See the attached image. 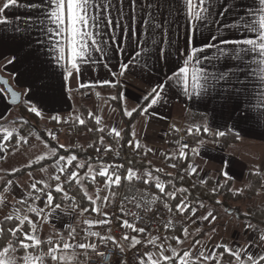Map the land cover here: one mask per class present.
Masks as SVG:
<instances>
[{"label":"crops","instance_id":"0c3cea01","mask_svg":"<svg viewBox=\"0 0 264 264\" xmlns=\"http://www.w3.org/2000/svg\"><path fill=\"white\" fill-rule=\"evenodd\" d=\"M3 1L5 2V0ZM19 2L39 3L40 0H19ZM145 2L152 3L154 0H138V7ZM128 3L129 0H125L126 10ZM169 4L171 7L165 12L168 23L161 30H158L154 36L146 30L147 26L143 23L146 11H138L135 24V40L139 42L140 47H144V40H148L149 52L141 54L139 63H130L123 75L120 74L121 63H129L135 51L139 50L137 43L132 40L131 29L127 36L123 34L122 30L115 33L118 44L110 45L111 51L106 59L102 60L101 54L90 48L91 57L87 63L81 64L80 72L77 74L75 70L70 69L67 63L69 53L65 36L56 37L37 28H29L32 21L43 15V13L36 9L10 6L3 13H0V73L8 78L15 90L21 93V101L27 103L29 107H36L40 111L41 115L37 117L41 126L46 124L50 127L62 119L79 123L76 118L82 119L83 117L84 120V112L81 111V116L78 115L76 101L86 100L89 104L83 105V108H86L93 118L95 115L100 118L99 128L107 127L112 132V128L108 126L106 119L107 108L103 105L101 112H98L99 105L95 99L98 91L113 90L115 97L119 94L123 112L126 101L133 102L137 109L144 103L145 97H148L143 108L147 111L142 110L132 124V136L138 144H141L155 155L153 164L156 167L164 168L166 165L169 168L170 161L180 155L181 150L165 143L166 137H170L172 132L184 130V125L189 123L192 114L203 116L204 126L208 128L207 132H210L211 135L217 136V132H224L235 136L237 140L229 145L222 146L219 141H214L211 138L204 139L190 150L191 163L187 172L194 174L196 181H203L207 177L228 179L233 184L232 188L239 190L243 188L249 171L264 173V78H261L257 65L252 63L253 60H258L259 57L250 53L244 61L223 57L217 60L215 59L218 55L217 50L207 49L205 53L198 55H207L209 60L202 61L201 65H195L193 62L189 67L203 68L204 75L207 76L208 87L206 90H193L190 74L189 93L191 95L185 93L182 79L179 81L173 79L169 83L167 77L174 72H178L179 68L184 66V60L187 58L185 52L190 53V48L186 43L190 25L186 18V9L181 0H169ZM42 7L46 6L42 5ZM257 7L258 0H216L213 11L217 15L214 19L220 20L222 23H239L240 16L249 18V12L256 11ZM225 9L230 11L220 16L218 13L224 12ZM115 15L113 13V17ZM195 23L199 26V22ZM46 27L55 30V25L47 22ZM217 27L216 24H210L207 28L199 26L195 33L196 46H201L203 43L201 33L208 36L209 28L215 33ZM222 34L224 36L235 34L241 38H254L255 36L254 33L237 32L236 29H223ZM111 35L112 33L105 27L102 36L97 37V39L110 41ZM150 36L157 41L156 45H152ZM58 40L61 45L65 46V61L61 63H57V52L54 48ZM118 45L124 47L123 53L119 51ZM102 46L108 47L106 45ZM218 47L228 48L229 51L232 49V46L228 45H218ZM159 48L164 49L165 54L163 56L159 55ZM105 63L108 65L107 67L104 66ZM65 68L72 71V75L69 76L68 80L64 79V75L67 74ZM222 71L231 74L227 82L218 79ZM105 81L108 83H105ZM160 83L166 85V93L155 105L149 108L148 105L151 101L149 93ZM200 83L203 84L204 80L202 79ZM81 84L86 85V87H81ZM197 91L200 92L199 95L196 94ZM229 93L233 97L229 102L231 106L226 105L224 99ZM237 103L240 106L239 110L235 109ZM93 106H95V109L92 108ZM15 109H17L16 106L8 103L7 94L0 86V121L12 115ZM112 109L115 110L114 113L119 119L120 126L116 129L119 130L122 127L119 114L115 108ZM241 116L250 118L240 120L239 117ZM52 117H59V120H54ZM10 118L17 117L11 116ZM94 120L97 121L96 118ZM193 124L197 126L198 121H194ZM70 134L73 135L74 133L66 131L57 137L66 139ZM3 135L4 133L0 131V164L4 163L8 154L6 150L7 141L3 140ZM74 135H83L86 138L84 141L86 145L91 143L86 133ZM56 145L64 150L75 146L71 145L65 148L58 143ZM243 145H248L250 148H260V152L257 153L259 159L255 158L252 163L249 162L244 157L248 155L242 153ZM167 151L169 153L166 158H161L160 156ZM64 158L63 161L67 163L68 157ZM53 165H55L56 172L53 176H48L47 182L52 180L61 169L60 163L55 162ZM192 167L196 168L194 173L191 171ZM32 184L41 185L45 183L31 182L28 194L33 191ZM235 184H238V187ZM23 194L25 193L21 191L16 195V200L9 204L3 214L0 215V221L9 216L20 221L25 217L18 214L19 199ZM253 203L255 205L264 203V193L261 190L255 196ZM199 208L201 211L203 210V214L199 213ZM36 209H43L44 211L39 214L31 212L27 217L28 221H32V223L29 224L28 221H24L23 224L19 223L16 228H19L20 231L15 236L12 235L11 240L8 242V245L11 244L15 249L17 264H21L22 258L26 256L25 250L20 246V239L19 242L17 239L21 233L31 235L30 230L32 228L37 232L36 237L41 240L40 250L35 253L38 256H31L33 261L36 257H41L43 264H75L77 251L62 249L59 241L55 238L58 227L74 224L80 219L89 221L94 225L99 223L100 220L95 221L78 217L83 216L84 211L77 214L61 206L44 205ZM207 211L208 208L198 207L189 217L177 215L171 217L169 215L168 230L165 235V245H167L163 252L161 250L156 251L160 264H178L179 256H182L185 251L191 254L192 257L189 258L193 264H197V262L220 264V260L224 258V253L230 255L231 260L228 261L230 264H238L234 255L225 252V246L233 252H241L245 264H247L248 255L264 254V241L259 240V236L263 235L262 231L264 229L249 228L250 223L239 219L237 214H233L231 210L227 213L219 211L218 216L209 226L208 220L202 219V217L207 216ZM45 218H48V221L44 222ZM204 225L211 228L205 231L199 243H196L197 247H193L195 249L192 248L194 251H191V248L186 246L188 233L185 234L184 230L194 226L202 231ZM180 227L183 229L181 230ZM179 233H182V235L177 237ZM174 237L179 238L182 242L177 244ZM85 242L86 244H94L92 240ZM26 243L32 242L26 241ZM131 244L132 240L129 241L128 245ZM49 249H55V251L50 254ZM172 249H175L178 254L175 259L171 261L160 260L161 255L172 256ZM61 250L69 254H64V260L57 259L53 261L51 255L54 254L59 258L60 256L56 252ZM41 253L45 254L40 255ZM201 253L210 258L204 259L200 256ZM69 257L71 259H68Z\"/></svg>","mask_w":264,"mask_h":264},{"label":"snow or ice","instance_id":"6c2138e0","mask_svg":"<svg viewBox=\"0 0 264 264\" xmlns=\"http://www.w3.org/2000/svg\"><path fill=\"white\" fill-rule=\"evenodd\" d=\"M182 5L186 9V18L188 19L190 28L188 35L186 36V43L187 46L190 48V53L185 52L187 58L184 60V66H181L178 72H174L171 76L167 77L169 83L173 80H183L184 84V91L185 93L191 95L189 93V76L191 74V87L193 90H206L208 87L207 76L204 75V70L202 67H189L193 62L195 65H201L202 61L209 60L207 55H198L205 53L207 49H216L218 55L215 59L219 60L220 58L225 59H234L239 61H244L245 57H247L250 53L254 56L259 57L258 60H253L252 63L257 65V70L261 73V78H264V0H258V7L256 11L249 12V18H245L244 16L239 17V23H222L220 20L214 19L215 13L213 8L216 4V0H181ZM45 5L46 7H42ZM10 6L12 7H20V8H31L39 10L43 13V15L38 16L32 23L29 25V28H37L42 32H46L47 34L54 35L56 37L65 36L66 38V47L69 53L67 63L70 66V69H73L79 74L81 64L87 63L91 57L90 48L94 49L95 52L101 54V59H106L108 53L111 51L110 45L118 44L117 37L115 35L116 32L123 31V34L127 36L129 30L131 29L132 32V40L134 43H137L139 47L138 51H135V54L132 56L129 63H121V72L120 74L123 75L124 71L129 67L130 63L140 62V57L142 53H148L149 48L148 40H144V47L139 46V42L135 40L136 37V28L135 24L137 22V13L138 11H146V15L143 18V23L147 26L146 30L155 35L158 30H161L162 27L168 23L167 17L165 16V12L171 7L169 4V0H154L152 3L145 2L138 7V0H129L128 8H125V0H40L39 3H20L19 0H5L2 7H0V13H3L6 9ZM223 7V5H221ZM229 9H225L224 12L218 13L220 16L225 15ZM113 13H115V17H113ZM170 15V13H169ZM130 21L131 23H129ZM46 22L52 25H55V30L51 27H46ZM195 22H199V26L208 27L210 24H216L218 27L215 29V33L209 28V35L204 36L201 33V41L203 42L201 46H196V31L198 30V25ZM107 28L111 35V40H103L97 39V37H101L103 34L104 28ZM223 29H236L237 32L243 31L245 33L251 32L254 33V38H241L235 34L232 36H224L222 34ZM19 31V29H17ZM150 36L152 45H156L157 41ZM106 45L108 47L102 46ZM218 45H228L232 46L231 51L225 47H218ZM119 51L123 53L125 50L124 47L119 46ZM55 51L57 52L56 60L57 63H61L65 61V46L61 45L59 40L57 44L54 46ZM158 53L160 56H163L164 49L159 48ZM11 63V61H9ZM107 67L108 65L105 63L104 65ZM65 72L67 73L64 75V79L68 80L69 76L72 75V71L69 68H65ZM231 74L227 73L226 71L220 72L218 79L224 80L227 82L229 76ZM204 80V83H200L201 80ZM0 83H6L5 81H0ZM105 83H108L105 81ZM81 87H86V85L81 84ZM11 92L12 102L15 103L17 99H19L17 93L12 92L11 89H8ZM166 93V85L164 83H160L157 87L151 90L149 96H151V101L148 107H152L155 105L162 96ZM197 95L200 94L199 91L196 93ZM115 99V97H113ZM148 99V97H145ZM225 104L230 105V101L233 99L232 94L229 93L225 98ZM239 103L235 105V109L239 110ZM30 112L35 113L37 116L41 115L40 111L36 107H30ZM134 111V110H133ZM144 112L147 109L143 110ZM128 116L132 115V112L126 111L125 113ZM250 117L241 116L239 117L240 120H246ZM54 120H59V117H52ZM79 119V118H77ZM99 117H96L97 123H99ZM80 124H84L83 119H79ZM199 131V129H197ZM4 133L3 140L7 141L10 137L13 136V131H9L7 129H0ZM102 131V129H101ZM191 131V130H189ZM204 131L207 132L208 128H204ZM112 132L115 133L117 137L120 136V133L115 129H112ZM217 136H224V132H217ZM103 137H101V140ZM139 147V144L136 145ZM182 147L187 148V145H183ZM52 154L55 155V150H52ZM185 153L183 151L180 152V156L183 157ZM43 159V157H40ZM65 158L61 156L59 158L60 161L64 160ZM76 160V156L68 157V163L70 164L72 161ZM59 164V161H57ZM174 166V165H173ZM77 167H83V165H77ZM90 167V166H89ZM63 168L60 169L63 172ZM91 170V167H90ZM191 171L194 173L196 171L195 167H192ZM101 177H106V186H110L111 184H115L117 186L121 183V176L120 175H113L109 174L108 169H102L99 172ZM134 173L129 170L128 176L126 177L128 180H132L134 177ZM78 174L76 172H72L71 175L68 177L69 180L76 179ZM56 180H59L60 177H54ZM93 179H95L93 177ZM148 183L147 180L144 181ZM77 183L79 180L77 179ZM32 189H36V184L31 185ZM156 187L159 188L161 192H164V186L160 183L156 184ZM56 191H62V188L57 185ZM87 195V193H85ZM170 197H174L175 193H168ZM91 200V197H89ZM105 201L109 199V197H103ZM53 202V197L51 195L47 196L46 204L51 205ZM95 203V201H92ZM139 206V205H138ZM58 207V206H57ZM187 207L186 204L183 202L180 205H177V209L180 212H183L184 209ZM29 211L42 213L44 210L29 207ZM84 211H88V209H84ZM92 211H98V209L93 208ZM171 211V209H169ZM209 218L215 219L211 212L208 213L207 216L202 217L204 220H208ZM7 219L11 220L12 217L9 216ZM24 221H28V217L25 216L20 221L21 224ZM29 224L32 221H28ZM85 223L91 224L89 221H85ZM99 223L107 224L109 221L101 220ZM171 223V222H169ZM123 227H127L133 229V231L144 232V228H134L132 224H130L127 220L124 221ZM167 227V225H166ZM252 228V225L248 226ZM20 231L19 228L13 229L12 234L15 236ZM185 234H187V229L184 230ZM71 236V233H69ZM92 235H97V233H92ZM105 238L101 237L103 241ZM108 240H112L111 236L107 237ZM124 240H129V236L126 234L123 237ZM176 243L179 244L182 241L179 238H175ZM133 246L138 245L141 243L139 239L135 237H131ZM260 241H264V235L259 236ZM26 241H31L32 243H26ZM51 243V241H49ZM148 243L153 244L155 243L154 240H149ZM199 243V241H197ZM41 244V240L36 237L35 235H29L25 233L24 240L20 241V246L27 251L30 247H34ZM72 245L69 243H64L63 248L69 249ZM80 249H88L91 248L93 250L96 249L95 244H85L79 243L77 245ZM219 247V245H217ZM123 250V249H122ZM226 253H230L235 256L238 264H245L244 259L241 256V252H233V250L229 249L227 246L224 248ZM11 251H15V249L10 244L9 247H5L0 250V264H17L14 259L8 257V254ZM55 249H49V253H53ZM163 252V249L161 250ZM244 251V250H241ZM103 256V253H100ZM178 254L175 252V249H172V256L168 255H161L160 260L163 261H171L175 259ZM191 254L187 251L183 253L182 256L178 258V264H189L186 258H189ZM201 257L204 259H209V256H205L204 253L200 254ZM24 264H43L41 257H36L33 261V258L30 256H25L22 258ZM51 259L53 261L60 259L64 260L65 257H57L56 255H51ZM68 259H71L69 257ZM148 259L152 261V264H160L159 260L153 259L152 255H148ZM143 264V261L141 262ZM247 264H264V254L261 255H248L247 256Z\"/></svg>","mask_w":264,"mask_h":264},{"label":"trees","instance_id":"16d2710c","mask_svg":"<svg viewBox=\"0 0 264 264\" xmlns=\"http://www.w3.org/2000/svg\"><path fill=\"white\" fill-rule=\"evenodd\" d=\"M3 3L4 1L0 0V7H2ZM146 102L147 99L131 116H128L122 110L119 94L115 99L111 100L110 104L117 110L122 125L119 137H117L115 133H112L107 127L99 128L97 121L94 120L93 116L89 114L86 108H83L84 124L69 120V126L66 128V131L74 134L86 133L91 142L89 145L75 146L65 150L58 148L57 152L52 157L33 162L30 166L14 174L19 175L29 169L60 161L59 158L61 156H76V160L72 161L70 164L74 166L79 164L83 165V167H79L81 176L87 172L91 165H113L109 174L113 175V177L115 175H120L121 183L119 186L115 184L108 186L109 199L119 198L122 200H133L142 205L159 204L169 212L171 217L176 215L189 217L198 207L202 209L215 207L223 213H227L231 210L233 214H237L239 219L250 224L252 223L261 230L264 229V203L260 205H255L253 203L255 196L263 186V173L260 174L258 172L249 171L246 175L243 188L234 190L232 188V182L228 179L207 177L203 181H196L194 174H189L187 172L188 166L191 163L190 150L204 139L211 138L214 141H219L222 146L229 145L237 140V138L231 134L225 133L224 136H215L211 135L210 132H205L203 116L192 114L189 118V123L184 125L189 147L186 150H181L185 153L183 157L180 155L175 157L178 164L175 167H169L168 169L156 167L153 164L155 155L141 144H139V147L136 146L137 144L134 146L135 152L131 150V143L133 142L132 124L143 110ZM16 108L25 118L24 129L22 126L18 132H26V130L30 128L44 134L43 130L40 128L39 118L35 113L29 111L30 107L27 103L21 101ZM7 118L8 116L0 121V128L4 129V123L8 120L12 123L18 122V118ZM195 120H198L197 126L193 124ZM197 129H199V131ZM16 135L17 134L14 132L13 136L7 140V151L10 149L12 142L16 139ZM101 137H103L102 140ZM170 137L172 142L169 145L176 148L177 132H172ZM100 146L104 147V153L102 155L97 154V150ZM114 152L117 154L115 155ZM168 153L169 151L160 157L165 159ZM59 163L61 168L67 165L63 160ZM127 169L135 174L132 180L126 178L128 176V174H126ZM140 173H148L153 176V178L140 176ZM93 177L95 179H93ZM145 180H147L148 183H145ZM105 181L106 177H101L98 174L84 178L82 183H77V179L64 182L61 186L62 191L54 192L55 198L51 205L64 207L63 194L65 192H70L74 197V202L69 210L78 214L84 211V209H88V211H84V213L92 214V202L85 195L82 185L84 183L90 188H95L98 184H106ZM157 183L164 186V192H161L159 188L156 187ZM40 186V184H36V188ZM168 193H175V196L170 197ZM182 202L186 204L187 207L183 212H180L177 209V205H180ZM169 209H171V211H169ZM19 223L20 220L14 217H12L11 220L4 218L0 221V249L8 245L13 235L12 230L16 229ZM204 226V229L193 238L194 241L202 238L205 231L211 228L209 226L206 227V225ZM180 228L181 230L183 229L182 227ZM23 230H25V228H23ZM181 235L182 233H179L177 237ZM223 255L224 258L230 262V255L225 253ZM197 264L203 263L197 262Z\"/></svg>","mask_w":264,"mask_h":264},{"label":"built area","instance_id":"2783aa9c","mask_svg":"<svg viewBox=\"0 0 264 264\" xmlns=\"http://www.w3.org/2000/svg\"><path fill=\"white\" fill-rule=\"evenodd\" d=\"M69 123L67 120H61L56 125L51 126L52 132H59L62 128H67ZM172 142L171 137L167 136L165 143L170 144ZM137 142L133 139L131 143V150L135 152V145ZM20 146H24L25 142L20 141ZM187 145V148L182 147ZM176 146L179 150H186L189 147V141L184 130L177 131V142ZM104 153V147L100 146L97 150L98 155ZM116 155L117 153L114 152ZM81 165V164H79ZM174 165V166H173ZM176 158L170 161V167L177 166ZM91 167V170H90ZM87 172L81 176L79 173V167L71 165L67 162V165L63 168V172L59 170L56 176L60 179L56 180L54 177L51 181L41 184L35 190L29 194L24 195L19 202L18 214L22 216H28L32 211H29V207L38 208L39 206H48L46 204L47 196L51 195L53 200L55 198L54 192L56 191L57 185L60 187L64 182H70L68 177L72 172L78 174L77 178L79 183H82L86 177L98 175L102 169H108L110 171L113 165H91ZM129 173L127 169L126 174ZM81 178V179H79ZM263 186L261 191L264 193V173L262 174ZM64 208L70 209L74 197L70 192L63 194ZM139 205V206H138ZM211 212L216 218L218 215V209L215 207L208 208V213ZM101 220H107L109 223L102 224H89L85 223L84 219L78 220L76 223L59 226L56 231V240L59 241L62 249L64 243L72 245L71 248L65 250H76L77 255L75 257V264H152V261L148 259V255L151 254L153 259L158 260L156 256L157 250L165 248V235L168 230L169 214L159 204L153 205H142L133 200H122L119 198H111L106 202L104 212L100 218ZM127 220L134 228H144V232L133 231V229L123 227L124 221ZM215 219L209 218L208 223L212 224ZM167 225V227H166ZM254 228V224H250ZM257 228V227H256ZM71 233V236L69 235ZM97 233V235H92ZM264 235V231H262ZM129 236V240H124L125 235ZM21 235H23L21 233ZM24 236V235H23ZM111 236L113 239L108 240L107 237ZM101 237L105 239L102 241ZM131 237H135L141 241L140 244L133 246V244L127 245L131 241ZM24 240V239H20ZM93 241L96 245V249H80L77 247L79 243H85V241ZM149 240H154L155 243H148ZM30 244V243H29ZM41 245L31 247L34 251L40 250ZM123 249V250H122ZM103 253V256L100 255ZM220 264H230L227 259L222 258Z\"/></svg>","mask_w":264,"mask_h":264},{"label":"rangeland","instance_id":"374dc122","mask_svg":"<svg viewBox=\"0 0 264 264\" xmlns=\"http://www.w3.org/2000/svg\"><path fill=\"white\" fill-rule=\"evenodd\" d=\"M113 97H115V92L113 90H109V91L100 90V91H98L95 99L99 105V106L97 105L99 113L101 112V108L103 105H104V107L107 108V116H106L107 118L106 119L108 122V126L112 129L116 130L119 128L120 125H119V119H118L116 113H114L115 110L112 109L113 107L110 104ZM88 104L89 103L86 100L85 101H83V100H77L76 101V109L78 111L79 116H81L80 112L83 110V105H88ZM93 105H94V103H93ZM92 108L95 109V106H93ZM135 109H136V106L134 105L133 102L126 101V105L124 108L125 113H126V111H130L133 113L135 111ZM95 111H94V113H95ZM11 116L17 117L18 122L12 123L11 121L6 120L7 122L5 121L6 123H4L5 124L4 128L5 129L9 128V131H13V133L15 132L17 135H16V139L12 142L10 149L7 151L8 154L6 156L4 163L0 164V215L3 214V212L5 211V209L7 208V206L9 204H11L12 202H14L16 200V198H17L16 195L19 194L21 191L24 192L25 194L29 195L28 191H29V186H30L31 182L38 181L40 183H46L48 176H53L55 174L56 168H55V165H53V164L57 161H55L54 163L42 166V167H36L33 169H29L28 171L23 172L22 174H19V175H15L14 174L15 172L30 166L33 162L41 160L40 157H43V158L52 157L53 156L52 150L54 149L55 153H56L58 148H59L56 145L57 143L62 145L65 148L70 147L71 145H75L77 147L78 146H86V144L84 142L86 140V138L83 135L75 136L74 134L73 135L70 134L67 136L66 139L63 137L62 138L57 137L61 133L66 132V128H62L59 132L54 133V132H52V129H51V126H54V125H51L50 127H48L46 124L44 126H40V128L43 130L45 135L42 133H39L33 129H30V128L28 130H26V132L22 131V133H20L18 131L20 130V128L22 126H23L22 128L24 129L25 118L22 116V114L20 113V111L18 109H15L12 112V115L8 116L7 119H10ZM96 117H98V116L95 115L94 118H96ZM82 119H83V117H82ZM64 120H67V119H64ZM77 120H79V119H77ZM195 121H198V120H195ZM67 122L69 123V120H67ZM119 130H121V128ZM119 130H116V131H119ZM44 136H46V137H44ZM20 141H24L25 145L20 146L19 145ZM242 149H241L242 153L244 155H248V156H244V157L249 162L252 163L255 160V158L259 159V156L257 153L260 152V148H258V147L250 148L248 145H243ZM163 165H164V163H163ZM165 167H167V166L165 165ZM165 167L164 168L160 167V168L161 169H168V167L167 168H165ZM140 176H147V178H153V176H151L148 173H140ZM79 179H81V178H79ZM235 185L238 187V184H235ZM82 187L84 189V192L87 193V195H86L87 198L89 199V197H91V202L95 201V203H91L92 209L96 208V209H98V211H93L92 214H86L85 213L83 216L80 215L78 217H83L85 219L99 221L100 216H101L103 210L105 209L106 203H105V200L103 199V197L107 196L108 186H106V184H100V185H98L99 189H97L98 187L90 188L86 184L83 183ZM25 194H23V196ZM23 196L21 195L19 202ZM199 210H200V208H199ZM219 211L220 210H218V213H219ZM199 213L203 214V210L202 211L200 210ZM168 214H169V212H168ZM45 221H48V218H45L44 222ZM211 225L212 224H209V226H211ZM199 231L200 230H198V228L194 227V226H191L190 228L187 229L188 235L186 238V242H187L186 246H189V248H191V251H194L193 249H195V248H193V247H195L197 241L200 240V238L196 239L195 241L193 240V238L197 235V233ZM36 233H37L36 230H34L33 228L30 230L31 235L37 236ZM19 239H24V236L20 234L18 239H17L18 242H19ZM5 247H9V245H6ZM35 253H36V251H34L31 247L27 251H25V254L27 256H30V257L31 256H34V257L38 256ZM44 254L45 253H41L40 255H44ZM56 254H58V256L61 257V256H64V254H69V253L61 250L59 252H56ZM8 257L11 259H14L15 261L17 260L14 251H11L8 254ZM191 257L192 256H190V258ZM190 258H187L186 260H188L189 264H193L190 262ZM23 263H24V261L22 259L21 264H23Z\"/></svg>","mask_w":264,"mask_h":264},{"label":"water","instance_id":"95a60500","mask_svg":"<svg viewBox=\"0 0 264 264\" xmlns=\"http://www.w3.org/2000/svg\"><path fill=\"white\" fill-rule=\"evenodd\" d=\"M0 81H5L6 82V83H0V86H2L3 90L7 94L8 103L10 105H12V106H17L21 102V93L19 91L15 90L13 88V86L10 84L8 78H6L5 76H3L1 73H0ZM8 89H11L12 92L17 93L19 99H17L15 103L12 102L11 92H9Z\"/></svg>","mask_w":264,"mask_h":264}]
</instances>
